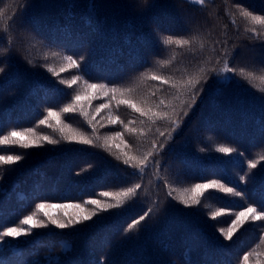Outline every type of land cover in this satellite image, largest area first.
Masks as SVG:
<instances>
[{"label": "trees", "instance_id": "16d2710c", "mask_svg": "<svg viewBox=\"0 0 264 264\" xmlns=\"http://www.w3.org/2000/svg\"><path fill=\"white\" fill-rule=\"evenodd\" d=\"M237 5L264 14V0H206L203 6L189 0H0V25L10 27L0 32V135L33 128L56 141L26 149L0 145V155L22 157L0 165V230L18 225L38 203H114L99 193L141 184L121 207L98 211L91 220L64 229L48 224L27 236L6 237L0 241V264H245L244 255L253 249L246 264H264V221L245 222L230 240L220 232L235 219L229 211L264 202V160L253 169L247 166L264 155V92L234 73L213 71L224 59L258 74L264 69V36L245 32L250 25ZM167 36L197 39L187 46H165ZM64 56L78 67L61 72L67 65ZM200 67L205 79L194 90L195 103L179 112L180 126L171 139L167 121L150 123L126 104L118 105L111 92L92 89L76 101V111L60 113L64 123L92 143L64 139L56 128L39 124L48 110L60 112L76 92L83 93L85 80L121 90L116 99H131L138 107L161 99L179 103L170 83L148 77L179 80ZM73 76L81 79L71 87L60 83ZM81 105L90 113L87 119L80 115ZM160 111L168 109L161 105ZM112 118L122 123L113 124ZM117 131L121 138L109 140L106 148L105 137ZM153 141L164 147L149 157L142 174L123 163L122 153L147 152ZM217 145L235 151L225 155L215 151ZM214 179L241 191L242 197L210 189L205 196L217 200L202 197L201 203L185 206L174 198L176 192L169 195L172 188ZM220 205L229 211L210 218ZM77 211L46 207L38 216L46 219L48 212L67 219ZM146 212L144 220L125 231Z\"/></svg>", "mask_w": 264, "mask_h": 264}, {"label": "snow or ice", "instance_id": "6c2138e0", "mask_svg": "<svg viewBox=\"0 0 264 264\" xmlns=\"http://www.w3.org/2000/svg\"><path fill=\"white\" fill-rule=\"evenodd\" d=\"M190 3L198 4L203 6L206 3V0H189ZM239 15L244 18L249 27L245 28V32H250L253 37L259 38L264 36V14H256L254 11L247 9L244 6L237 5L236 6ZM4 12L0 9V17H3ZM235 24V21H233ZM10 31L9 24L4 22L0 25V32L7 33ZM197 38L193 37L192 40L189 39H174L171 36H167L163 39V44L165 46L169 45H176L180 46H187L190 43H193ZM203 42L200 43V47L203 48ZM55 55V54H53ZM227 55V54H226ZM47 59V57H45ZM63 60L67 62L66 66H62L60 71H66L68 67L76 68L78 67V62L74 60L71 56H64ZM47 70L52 73L53 75H57L53 67L48 66ZM3 71V69H0ZM213 71L217 72V74L221 73H234L241 78L245 79L249 84L253 87L257 88L258 91L264 92V69H261L259 74L253 70H249L246 67L236 68L232 66L229 59H224L223 62L220 64L218 68L213 69ZM151 80H160L161 83H170L171 88L175 89V95L173 97L174 100L179 101V103H168L165 104V101L161 99L159 104H148L145 107H138L137 103L131 99H116V93L121 91L117 88L108 89L105 84H96V83H89L86 80L83 81L84 92H76V94L72 97V102L64 106L60 112H55L52 110H48L47 115L39 121L40 125H47L48 127H54L60 131L62 138L67 140H76L79 143L90 144L92 140L87 139L84 137L83 133H80L74 129H72L68 124L64 123L61 119L60 113H68L77 110L76 101L81 99V95H87V90H97V92H102L104 95H107L109 92L112 93V98L116 100V103L119 104H126L128 107L132 108L134 111L138 112L141 117H146L150 123H154L157 120H165L171 124V131L168 133L167 139H171L172 132L180 126V119L179 112L184 109V105L187 104L188 108H191V105L195 103L196 99V92L194 91L197 88V85L200 84L202 79H205V69L200 67L197 71H194L190 74L186 75V78H182L179 80H169L165 81L163 77L157 75H151L148 77ZM81 78L78 76H73L71 80H64L61 79V84H67L71 87L73 84H76L78 80ZM125 91H133L132 89H127ZM121 96H123V92H121ZM96 97L93 96L91 99H95ZM186 98V99H185ZM91 99H89L88 103H91ZM163 105L168 111H160V106ZM107 105H100L96 108V112H99L101 108H106ZM80 115L83 116L85 119L88 118L90 113H87L84 109V106H79ZM184 115H187V111H184ZM49 118L55 120V125L49 122ZM91 124V120L88 121ZM111 123H122L117 118H112ZM133 123L129 121V124ZM141 124L144 123V120L140 121ZM127 128V125H124ZM67 130V133L65 132ZM131 131V130H130ZM160 136H165L164 131H159ZM19 138V139H14ZM121 133L117 131L114 136H106L105 137V147H108V141L112 139H120ZM40 141H47L48 143H56L55 140L51 139L45 135H39L36 133L35 129L33 128H26L22 130H11L6 135H0V145L3 144H15L22 148H28L30 146H36ZM121 144H124V141L121 139ZM128 147V145H125ZM164 145L157 144L155 141L152 142V148L144 153H138L136 155H131L127 153H122L123 156V163L129 165L130 167L136 168L138 172L141 174L144 172L145 168L148 166L149 157L153 155L156 150L163 149ZM215 151L219 153H223L225 155L231 154L235 151L234 148L226 146V145H217ZM21 155H0V165H7L12 164L21 159ZM120 156H117V159H120ZM260 160H264V155H260L257 160L249 161L248 168L253 169L257 166ZM246 179L245 176H241V182H244ZM141 188V184L137 183L131 187H127L117 192H108V191H101L99 196L107 197L112 202H105L99 199H89L85 200L83 204H70V205H46L42 203H38L35 206V211L31 214L24 216L22 219L19 220L18 225L16 226H8L3 227L0 230V241H4L6 237L17 239L21 236H27L32 233V229L34 228H43L47 227L48 224L54 225L56 228L64 229L71 227L75 224L83 223L84 221L91 220L92 217L96 216L98 211H107L111 208H119L121 207L128 199L134 197L137 193V190ZM214 189L219 192L225 193L227 195H231L233 197H242V192L236 190L234 187H228L225 184L220 183L218 180H210L205 183H197L193 184L190 187H185L182 189L172 188L169 192V195L172 192H176L177 196L175 199H178L180 203H183L185 206L195 205L201 203V198L203 197L206 201H215L218 198L212 195L205 196V192L207 190ZM93 205V209L89 210L86 208V205ZM206 207H211L209 204H205ZM74 208L78 211L69 216L67 219H63L60 217H55L50 215L48 212H44V217L46 219H40L38 216L39 210L44 208ZM151 211V209L149 210ZM226 211H229L226 206L220 205L216 208V210L210 211V218L215 219L221 215H224ZM230 215H234L235 219L231 221V225L227 228H221L220 232L224 236L225 240L232 239L233 234L247 221L251 220L255 221H264V202H261L259 206H253L249 204L248 206L244 207L241 211L230 212ZM148 215L146 212L144 215L140 216L138 220H133L131 224L128 225V228L125 231H130L136 225L140 223V221L144 220L145 217ZM27 225V227H24ZM264 227V226H262ZM260 240L264 242V236L260 237ZM256 250L253 249L251 252H248L244 255L243 260L245 264L248 260V257L253 255Z\"/></svg>", "mask_w": 264, "mask_h": 264}]
</instances>
